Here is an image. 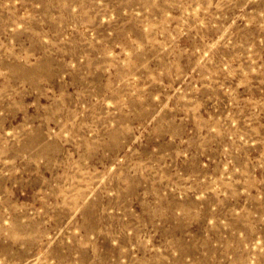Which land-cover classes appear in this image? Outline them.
<instances>
[{"label":"rangeland","instance_id":"rangeland-1","mask_svg":"<svg viewBox=\"0 0 264 264\" xmlns=\"http://www.w3.org/2000/svg\"><path fill=\"white\" fill-rule=\"evenodd\" d=\"M0 264H264V0H0Z\"/></svg>","mask_w":264,"mask_h":264}]
</instances>
